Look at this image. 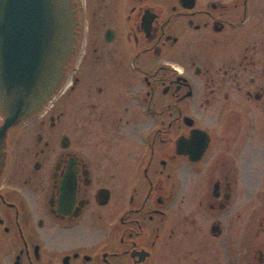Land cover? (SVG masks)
<instances>
[{"label":"flooded vegetation","instance_id":"obj_1","mask_svg":"<svg viewBox=\"0 0 264 264\" xmlns=\"http://www.w3.org/2000/svg\"><path fill=\"white\" fill-rule=\"evenodd\" d=\"M73 2L6 136L0 264H264V0Z\"/></svg>","mask_w":264,"mask_h":264},{"label":"water","instance_id":"obj_2","mask_svg":"<svg viewBox=\"0 0 264 264\" xmlns=\"http://www.w3.org/2000/svg\"><path fill=\"white\" fill-rule=\"evenodd\" d=\"M77 25L73 0H0V175L9 128L60 88Z\"/></svg>","mask_w":264,"mask_h":264}]
</instances>
